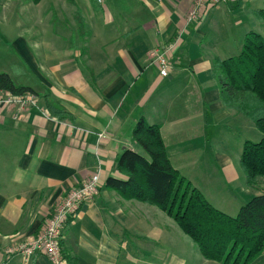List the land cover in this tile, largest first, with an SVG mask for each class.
Here are the masks:
<instances>
[{"label": "crops", "instance_id": "obj_1", "mask_svg": "<svg viewBox=\"0 0 264 264\" xmlns=\"http://www.w3.org/2000/svg\"><path fill=\"white\" fill-rule=\"evenodd\" d=\"M194 1L99 0L97 18L89 0H74L90 34L85 40L73 33L68 47L22 36L16 41L40 85L23 84L36 94L24 109L0 107V264H50L44 255L26 262L9 250L34 238L67 194L94 175L100 177L98 194L63 231V264H220L205 260L199 249L192 254L183 248L187 255L163 247L171 218L105 187L119 177L124 151L140 150L133 133L141 120L160 127L171 164L184 178L185 169L207 177L235 174L218 145L222 129L238 132L247 118L223 105L211 61L241 53L248 32H255H245L234 48L227 43L229 21L244 13L264 22V0L207 6L190 20ZM82 7L92 12L86 16ZM248 22L239 18L233 25ZM155 50L169 51L167 78L151 57ZM47 96L72 119L51 116ZM244 192L247 201L260 193L248 186ZM250 264H264V252Z\"/></svg>", "mask_w": 264, "mask_h": 264}, {"label": "trees", "instance_id": "obj_2", "mask_svg": "<svg viewBox=\"0 0 264 264\" xmlns=\"http://www.w3.org/2000/svg\"><path fill=\"white\" fill-rule=\"evenodd\" d=\"M29 1L37 5L43 0ZM67 1L74 5V0ZM260 12L264 18V11ZM75 20L80 37L85 40L87 27L79 13ZM211 62L225 108L250 120L264 135V37L251 33L238 56L214 57ZM0 93L14 97L36 96L32 88L15 84L8 74H0ZM45 99L51 116L62 121L72 119L49 96ZM133 139L148 156L125 150L118 164L119 177H110L105 184L107 189L117 191L125 200L161 209L195 243L205 260L250 264L263 254L264 137L258 143L247 141L243 146L241 167L246 184L260 193L242 206L235 218L212 206L202 192L173 167L159 126L141 120Z\"/></svg>", "mask_w": 264, "mask_h": 264}, {"label": "rangeland", "instance_id": "obj_3", "mask_svg": "<svg viewBox=\"0 0 264 264\" xmlns=\"http://www.w3.org/2000/svg\"><path fill=\"white\" fill-rule=\"evenodd\" d=\"M75 1L84 5L88 0ZM89 3L94 10L93 12L96 13L97 18H99V16L102 18L99 0H89ZM195 7L196 1L192 4L189 17H192L193 11L194 16H196L195 12L197 8ZM75 8L76 7H73L67 0H43L37 5L29 0H0V74H8L17 85L23 86V84H33L39 86L40 83L38 79L27 70L26 62L14 45L21 36L29 38L31 41L43 40L49 43L60 41V46L66 47L74 44L72 40L74 35H81L79 25L74 20V18H77L78 13H75V10H77ZM82 9H84L83 11L86 16L88 12H92L89 8L82 7ZM250 16L251 15L246 16L244 13L238 14L234 17L235 20L232 19L229 21L230 35L227 43L229 45L231 43L232 47L235 48L237 45L241 46L243 44L241 38L247 31L254 30L256 34H260L264 37V22L256 16H254L255 19L252 21ZM97 18L93 20V24L95 25L99 20ZM239 18L249 20V25L247 26V24L244 23L235 27L233 22L238 21ZM252 25H254V27L251 29L250 26ZM248 33L250 34V32ZM89 35V32H84L85 39L89 37ZM62 36L67 39H62ZM233 39H237V41ZM31 51L34 52V50ZM238 54L239 53L233 56L236 57ZM245 121L247 126L244 125L238 132L232 128L222 129L225 138L221 139L218 145L229 155L235 169L234 175L227 176L223 171L213 175V177H207L206 174L196 175L191 169L183 170L189 177L186 175L184 176L189 178L194 183V186H199L197 189L203 193L212 206L233 218L238 215L242 206L251 200L249 199V201H247V195L244 194V190L247 186L246 177L241 167L243 146L247 141L258 143L264 137L252 122L247 119H245ZM138 152L148 156L142 149ZM192 169L198 171V169ZM155 210L158 214L161 213L158 208H155ZM162 213L161 215L163 217L169 218L166 214ZM165 230L167 234L163 235L161 241L163 247L181 250L182 253H186L187 255H189L188 251H191L192 254L198 253V248L194 245L195 243L185 236L175 221L172 219L169 220V224H166ZM172 232L176 234H171ZM185 240L188 241V244L185 243ZM183 248L191 250L187 251L183 250Z\"/></svg>", "mask_w": 264, "mask_h": 264}, {"label": "built area", "instance_id": "obj_4", "mask_svg": "<svg viewBox=\"0 0 264 264\" xmlns=\"http://www.w3.org/2000/svg\"><path fill=\"white\" fill-rule=\"evenodd\" d=\"M234 1L236 0H196V16H194L193 11L190 20H197L207 6H219ZM169 51L164 53L155 50L151 53V57L160 66V76L163 78H167L170 72L166 59V54ZM28 102L32 103L29 97H14L0 93V107L17 106L19 109H24ZM100 187V177L94 175L79 188L69 192L50 215L43 229L34 238L10 249L9 253L21 255L26 262L38 253L46 256L50 264H63L64 259L60 246L63 231L68 222L77 216L81 207L98 194Z\"/></svg>", "mask_w": 264, "mask_h": 264}]
</instances>
